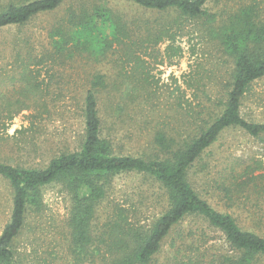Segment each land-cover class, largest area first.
Segmentation results:
<instances>
[{"label": "rangeland", "instance_id": "374dc122", "mask_svg": "<svg viewBox=\"0 0 264 264\" xmlns=\"http://www.w3.org/2000/svg\"><path fill=\"white\" fill-rule=\"evenodd\" d=\"M8 1L20 0H0L1 6ZM249 2L257 3L264 15V0H224L210 3L208 10L220 20ZM65 7L35 17L23 27L0 29V162L40 168L60 152L74 150L82 133L85 84L96 73L104 75L107 85L97 97L102 136L111 142L114 155L152 156L158 151L153 144L157 132L175 141L185 139L220 113L232 65L210 42L201 21L186 22L173 42V50H181L180 57L172 55L165 41L136 52L138 58L127 63L126 50L119 49L101 63L75 57L65 66L32 65L31 60L47 53V32L62 18ZM115 8L150 23L156 18L168 19L166 14L143 15L128 6ZM35 71L40 73L38 81L32 79L26 88L24 76H33ZM40 81L43 83L38 84ZM126 84L137 90L126 92ZM240 114L249 122L264 124V77L251 84ZM188 180L213 208L230 214L242 229L264 237V133L251 137L241 130H225L189 172ZM237 184L244 185L238 190ZM224 187L230 188L229 197L222 192ZM41 196L40 212L28 213L14 241L16 257L21 264H73L68 250L69 197L56 184L43 187ZM166 205L165 195L152 178L135 172L118 174L105 200L97 205L91 236L96 242L108 239L115 208L122 209L129 221L148 226ZM11 207V188L0 177V233L9 221ZM173 240L182 253L174 259L166 241L152 264H176L182 255L189 256L192 264H210L225 246L221 234L198 218H186ZM97 247L108 257L107 247ZM92 249L85 264L100 263L99 254Z\"/></svg>", "mask_w": 264, "mask_h": 264}, {"label": "trees", "instance_id": "16d2710c", "mask_svg": "<svg viewBox=\"0 0 264 264\" xmlns=\"http://www.w3.org/2000/svg\"><path fill=\"white\" fill-rule=\"evenodd\" d=\"M223 1L20 0L0 4V29L23 27L35 17L53 14L66 6L62 18L47 32V53L31 60L32 65L65 66L75 57L101 63L119 49L126 50L127 63L138 58L136 52L155 48L165 41L169 42L167 49L172 50V55L180 57V48L173 50L172 44L189 21H201L210 42L228 56L232 65L226 100L210 124L177 141L157 132L153 144L158 151L148 157L113 154L111 142L102 136L97 97L107 85L104 75L92 74L84 88L80 108L83 127L74 150L60 152L40 168L0 162V177L8 182L12 192L10 218L0 233V264H21L14 241L24 228L28 213L40 212L41 190L51 184L61 186L70 200L68 250L73 264H85L92 248L100 256L99 264H152L166 241L175 259L182 251L176 249L173 234L188 217L202 220L207 228L222 236L225 246H221L210 264L264 262V237L242 229L230 214L213 208L188 180L189 172L225 130H241L251 137L264 133V124L249 122L240 114L241 101L251 84L264 77V15L257 3L249 2L217 20L208 5ZM116 5L128 6L143 15L166 14L168 19L156 18L150 23L142 17L126 15ZM39 75L35 71L33 76H24L26 88L32 79L38 81ZM129 89L136 91L137 87L126 84V92ZM128 172L143 174L157 182L167 205L148 226L129 221L122 209L115 208L116 217L108 223V239L96 242L98 239L91 236L90 227L97 205L105 200L112 179ZM243 185L237 184L238 190ZM222 192L226 197L231 193L225 187ZM98 244L107 247L108 257L100 252ZM184 261L192 262L189 256L182 255L176 264H187Z\"/></svg>", "mask_w": 264, "mask_h": 264}]
</instances>
